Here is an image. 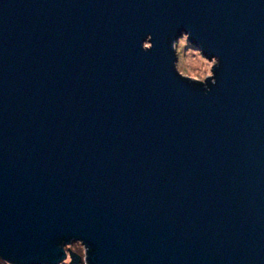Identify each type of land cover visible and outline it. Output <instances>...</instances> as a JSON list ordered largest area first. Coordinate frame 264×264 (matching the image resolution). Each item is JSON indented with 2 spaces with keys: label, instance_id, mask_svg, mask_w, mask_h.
Returning <instances> with one entry per match:
<instances>
[{
  "label": "water",
  "instance_id": "1",
  "mask_svg": "<svg viewBox=\"0 0 264 264\" xmlns=\"http://www.w3.org/2000/svg\"><path fill=\"white\" fill-rule=\"evenodd\" d=\"M181 31L220 61L208 91L171 72ZM75 239L89 264H264V0H0V254Z\"/></svg>",
  "mask_w": 264,
  "mask_h": 264
},
{
  "label": "clouds",
  "instance_id": "2",
  "mask_svg": "<svg viewBox=\"0 0 264 264\" xmlns=\"http://www.w3.org/2000/svg\"><path fill=\"white\" fill-rule=\"evenodd\" d=\"M190 33L181 31L174 39L167 41L170 52V68L174 76L189 84L199 85L205 91L217 83L214 69L220 64L215 55H206L203 48L191 43ZM152 36L147 35L140 42V50L149 52L153 48ZM63 258L57 264H73V256L78 264H89L88 248L81 239L62 243L59 248ZM71 254V255H70ZM0 264H13L11 259L0 254Z\"/></svg>",
  "mask_w": 264,
  "mask_h": 264
}]
</instances>
